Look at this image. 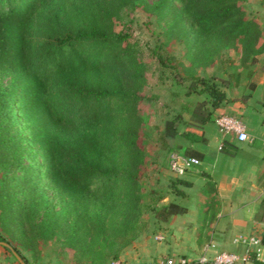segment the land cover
Listing matches in <instances>:
<instances>
[{
  "label": "trees",
  "instance_id": "1",
  "mask_svg": "<svg viewBox=\"0 0 264 264\" xmlns=\"http://www.w3.org/2000/svg\"><path fill=\"white\" fill-rule=\"evenodd\" d=\"M55 4V0H0V67L11 73L9 89H0V166L11 172L10 177L0 179V223L11 225L18 221L20 227L26 207L15 192L23 193L25 187L34 189L38 179L31 163L21 164V137L13 119L17 110L29 122V136L41 151L45 176L60 197L88 193L95 182L104 189L119 181L129 186L128 195L121 200V219L110 229V235L105 234L101 214L93 210L87 214L86 207L74 208L73 219L61 217L63 226L57 221L52 223V227L66 233V243L80 255L79 263L103 264L107 256L116 258L144 228L137 206L143 163L137 140L142 124L138 104L143 97L136 92L144 75L142 64L127 44L126 32L113 29V17L121 7L142 6L144 0H72L69 11L64 13L62 6ZM168 5V0H159L152 7L160 11ZM173 11L172 28L185 16L199 35L217 32L231 40L241 39L245 84L254 89L264 71V58L259 57L264 42H259L261 34L256 23L244 17L238 0H185L181 11ZM70 12L80 19L88 14L87 23L74 28L67 24V18L60 19ZM186 44L189 50L190 43ZM156 58L164 65V58L159 54ZM234 78L237 81L239 74ZM108 80H113L115 86ZM178 82L186 94L194 92L204 98L186 111L187 119L179 112L166 118L159 141L167 150L190 154L185 150L197 151L205 144L203 126L225 102L222 87L228 81L217 84L209 76L190 75L178 78ZM261 99L264 103V86ZM115 115L120 121L118 129L113 124ZM113 143L117 144L115 150L111 149ZM225 144L223 141L222 151ZM119 151L126 165L121 179L103 166L105 153L114 155ZM16 168L22 173L14 174ZM190 185L176 176L169 191L183 196L181 188ZM152 209L161 220L183 210L172 203ZM86 220L97 225V234L86 237L81 232ZM6 231L12 235L10 228ZM0 241L8 245L10 242L2 236ZM261 242L264 244V236ZM9 247L27 264L16 248ZM250 264L264 261L252 260Z\"/></svg>",
  "mask_w": 264,
  "mask_h": 264
},
{
  "label": "rangeland",
  "instance_id": "2",
  "mask_svg": "<svg viewBox=\"0 0 264 264\" xmlns=\"http://www.w3.org/2000/svg\"><path fill=\"white\" fill-rule=\"evenodd\" d=\"M158 1L144 0L142 6H123L113 17V29L116 31L122 29L126 32L127 44L133 49L135 58L142 64L144 75L143 83L136 90L143 97L138 104L142 124L137 140L143 153V163L138 176L137 206L138 219L144 228L134 240L146 230L148 232L158 225L153 221L156 216L152 207L159 208L160 200L170 193V182L176 178L168 168L169 155L175 150L165 149L159 141L163 121L177 112L188 118L186 111L204 98L203 94L194 92L186 94L178 78L186 79L190 75H203L214 79L217 84L222 80L228 81L225 84L228 85L238 73L240 78L235 82L239 84L245 82V70L240 63L241 39L231 40L217 32L199 35L196 27L185 16H182L177 26L172 28L171 24L175 22L173 10L181 11L185 0H168L170 6L160 11L152 7ZM55 3L62 6L64 13L69 11L72 0H55ZM238 4L242 8L244 17L256 23L261 34L259 42H264V1L238 0ZM81 17L80 19L79 15L70 12L60 19L67 18V24L78 28L80 23H87L88 14H83ZM170 28L172 29L169 30ZM186 41L190 43L189 50ZM157 54L164 58V65L158 62ZM113 82V80L107 81L115 86ZM10 84L11 73L0 67V89L8 90ZM13 119L21 137V164L31 163L38 174V179L34 189L29 190L25 187L23 193L15 192L25 204L24 219L21 220L20 227L18 221L11 225L8 222L0 223V236L10 241L9 245L17 249L26 259L27 264H78L77 258L80 255L73 250L72 245L66 243V233L58 227H52V223L57 221L63 226L61 217L66 218L65 216L68 215L73 219L74 208L79 210L86 207L87 214L92 210L101 214L105 234L110 235L112 233L110 229L121 219L123 206L121 200L128 195L129 186L119 181L104 189L100 187L99 182H95L88 193L78 194L72 198L65 195L60 197L56 186L45 176L41 151L29 136L31 131L29 122L23 120L17 110L14 111ZM118 119L117 115L113 118V124L117 129L120 128ZM116 146L117 144L113 143L111 149L115 150ZM122 156V151L114 155L107 152L103 165L104 169H108L120 179L126 169ZM13 173L21 174L22 170L16 168ZM10 176L11 172L0 166V179ZM57 216L59 220H55ZM96 227V224L87 221L80 230L87 237L97 234ZM6 228H10L11 236ZM117 258L118 256L116 258L107 256L103 264ZM0 264H19L10 250L2 245H0Z\"/></svg>",
  "mask_w": 264,
  "mask_h": 264
},
{
  "label": "crops",
  "instance_id": "3",
  "mask_svg": "<svg viewBox=\"0 0 264 264\" xmlns=\"http://www.w3.org/2000/svg\"><path fill=\"white\" fill-rule=\"evenodd\" d=\"M259 57L264 58V51ZM263 86L264 71L252 90L245 82L233 81L222 87L226 100L203 126L205 144L197 151L185 150L200 161L178 176L191 185L181 188L183 196L169 193L160 200L162 205L172 203L181 207L182 212L164 220L154 218L158 224L155 228L146 230L119 252L117 259L123 264L167 256L194 259L206 247L209 255L219 251L240 254L244 246L234 243L235 237L264 236ZM218 115L239 119L247 139L238 141L233 133L220 132L214 123ZM223 141L225 151L221 150ZM210 244L213 247H208Z\"/></svg>",
  "mask_w": 264,
  "mask_h": 264
},
{
  "label": "built area",
  "instance_id": "4",
  "mask_svg": "<svg viewBox=\"0 0 264 264\" xmlns=\"http://www.w3.org/2000/svg\"><path fill=\"white\" fill-rule=\"evenodd\" d=\"M214 123L222 133H233L238 141L247 139L242 122L234 116L218 115L214 118ZM198 158L187 156L181 153L172 152L169 155L168 168L176 176H181L187 169L199 165ZM261 201L264 203V190L261 193ZM157 239L161 237L157 236ZM234 243L244 246L242 253L235 252H214L209 255L207 247L194 259L181 256H167L159 260H147L135 264H250L252 260L264 261V244L257 234L233 239ZM208 247H213L210 244ZM105 264H123L119 259H110Z\"/></svg>",
  "mask_w": 264,
  "mask_h": 264
},
{
  "label": "water",
  "instance_id": "5",
  "mask_svg": "<svg viewBox=\"0 0 264 264\" xmlns=\"http://www.w3.org/2000/svg\"><path fill=\"white\" fill-rule=\"evenodd\" d=\"M0 245H2V246H4V247H7V248L10 250L11 254L14 256V258L17 260V262H18L19 264H25V263L23 262V260L18 256V254H17L14 250H12V249L9 247L8 244H6L5 242L0 241Z\"/></svg>",
  "mask_w": 264,
  "mask_h": 264
}]
</instances>
